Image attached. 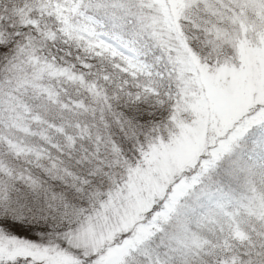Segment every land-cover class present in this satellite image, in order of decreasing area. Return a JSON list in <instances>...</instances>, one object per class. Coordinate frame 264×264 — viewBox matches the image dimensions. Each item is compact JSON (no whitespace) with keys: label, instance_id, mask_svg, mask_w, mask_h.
<instances>
[{"label":"snow or ice","instance_id":"snow-or-ice-1","mask_svg":"<svg viewBox=\"0 0 264 264\" xmlns=\"http://www.w3.org/2000/svg\"><path fill=\"white\" fill-rule=\"evenodd\" d=\"M0 264H264V0H0Z\"/></svg>","mask_w":264,"mask_h":264}]
</instances>
